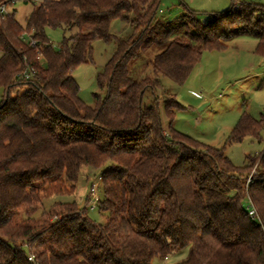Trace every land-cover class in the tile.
I'll return each instance as SVG.
<instances>
[{
  "label": "trees",
  "instance_id": "trees-1",
  "mask_svg": "<svg viewBox=\"0 0 264 264\" xmlns=\"http://www.w3.org/2000/svg\"><path fill=\"white\" fill-rule=\"evenodd\" d=\"M232 1L168 22L161 0H44L25 26L16 10L0 16V264H153L185 248L177 264H264V150L238 167L224 148L177 130L182 106L161 80L183 85L204 52L242 36L264 58V5ZM115 20L131 23L127 38L111 33ZM48 29L63 30L58 47ZM97 40L117 48L98 75L106 96L90 106L73 72L93 60ZM154 46L163 50L151 74L133 79L130 63ZM263 130L264 118L244 112L227 143ZM84 168L102 171L94 210L105 223L74 201L46 208L75 193Z\"/></svg>",
  "mask_w": 264,
  "mask_h": 264
},
{
  "label": "rangeland",
  "instance_id": "rangeland-1",
  "mask_svg": "<svg viewBox=\"0 0 264 264\" xmlns=\"http://www.w3.org/2000/svg\"><path fill=\"white\" fill-rule=\"evenodd\" d=\"M243 1V0H236ZM264 5V0H248ZM232 0H161L158 17L165 22L176 21L187 12L193 10L199 16L205 17L212 12H223L232 5ZM33 4L30 0H16L15 5L8 7L7 12L16 10V19L25 26ZM132 31L131 23L115 20L111 25V33L127 38ZM48 37L55 47L63 38V30L48 29ZM225 50L204 52L198 66L183 84L174 83L169 78L161 77L167 94H174L182 109L177 112L174 127L184 134L202 142L205 145L224 148L225 154L238 167L248 164L247 155L264 150V130L261 139L245 138L241 143H227L231 131L244 112L256 119L264 118V58L255 53L257 39L252 36L238 37L228 42ZM116 42L97 40L93 44V60L89 64L77 67L73 77L80 85V97L90 105L95 106L94 94L106 96V90L101 89L98 75L104 71L105 65L116 51ZM163 47L154 46L143 53L142 57L130 63L129 72L133 79L141 80L151 74V60L161 52ZM0 51V58L2 57ZM4 94L0 89V101ZM162 121L165 130L169 121L164 116L161 106ZM101 170L84 168L80 175L77 188L73 195L52 197L47 203L48 209L55 201H74L80 208H87L89 216L105 223L106 214L99 209L90 210L86 204L89 183L97 180ZM256 176V169L250 176ZM103 199V191H99ZM188 248L162 260L155 258L153 264H177L187 258Z\"/></svg>",
  "mask_w": 264,
  "mask_h": 264
},
{
  "label": "built area",
  "instance_id": "built-area-1",
  "mask_svg": "<svg viewBox=\"0 0 264 264\" xmlns=\"http://www.w3.org/2000/svg\"><path fill=\"white\" fill-rule=\"evenodd\" d=\"M32 2L33 5H40L44 0H30ZM8 5H0V16L2 19H6L7 15L9 14L7 12L8 9ZM32 45H34V42H32ZM253 179V175L250 176L249 178V182H251ZM101 184H102V177L99 176L97 178V180H93L91 181V186H90V201H89V208L91 210H94L97 206V203L99 201V190L101 188ZM256 213V210L254 207H252V205L249 208V214L251 216H254ZM30 260H33V257H30Z\"/></svg>",
  "mask_w": 264,
  "mask_h": 264
}]
</instances>
